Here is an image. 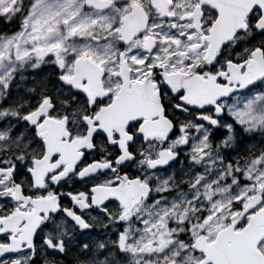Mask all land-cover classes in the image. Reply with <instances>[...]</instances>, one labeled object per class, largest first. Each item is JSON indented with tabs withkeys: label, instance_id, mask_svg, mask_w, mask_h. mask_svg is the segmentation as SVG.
Masks as SVG:
<instances>
[{
	"label": "snow or ice",
	"instance_id": "obj_1",
	"mask_svg": "<svg viewBox=\"0 0 264 264\" xmlns=\"http://www.w3.org/2000/svg\"><path fill=\"white\" fill-rule=\"evenodd\" d=\"M0 264H264V0H0Z\"/></svg>",
	"mask_w": 264,
	"mask_h": 264
}]
</instances>
